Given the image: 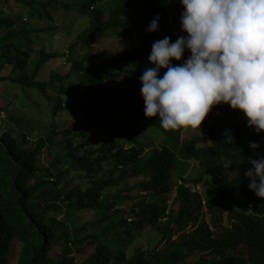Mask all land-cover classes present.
Segmentation results:
<instances>
[{
    "label": "trees",
    "instance_id": "16d2710c",
    "mask_svg": "<svg viewBox=\"0 0 264 264\" xmlns=\"http://www.w3.org/2000/svg\"><path fill=\"white\" fill-rule=\"evenodd\" d=\"M14 1L23 16L0 0V85L22 94L1 89L0 100L22 106L27 90L42 93L53 127L31 140L17 121L0 135V264H264V202L243 175L248 157L264 156V131L224 103L194 131L144 115L138 77L153 66L152 43L186 35L179 0ZM156 14L158 29L146 31ZM121 37L124 46L111 48ZM99 41L109 47L97 49ZM56 57L68 71L41 78ZM67 106L74 119L56 125Z\"/></svg>",
    "mask_w": 264,
    "mask_h": 264
},
{
    "label": "clouds",
    "instance_id": "9594fccd",
    "mask_svg": "<svg viewBox=\"0 0 264 264\" xmlns=\"http://www.w3.org/2000/svg\"><path fill=\"white\" fill-rule=\"evenodd\" d=\"M180 29L174 41L165 35L151 45L138 77L144 115L158 117L163 129L197 127L221 103L242 110L246 123L264 131V0H179ZM156 14L146 31H156ZM188 50L190 55L180 61ZM166 71L159 75L160 69ZM225 129L222 141L232 142ZM253 149L259 147L249 141ZM248 188L264 202V156L248 157ZM243 186L236 184V189ZM238 197L240 196L236 192ZM250 203H248L249 205ZM251 205V204H250Z\"/></svg>",
    "mask_w": 264,
    "mask_h": 264
},
{
    "label": "rangeland",
    "instance_id": "374dc122",
    "mask_svg": "<svg viewBox=\"0 0 264 264\" xmlns=\"http://www.w3.org/2000/svg\"><path fill=\"white\" fill-rule=\"evenodd\" d=\"M6 7L13 14H22V16H23L25 13L24 7L21 6L20 4H17L14 0H8V4L6 6H4V9ZM177 8H180V6L178 5ZM30 24L32 26L43 27L46 25V22L40 21V20H31ZM172 26H174L176 28V26L174 24H172ZM58 40L60 41L59 49L66 52L68 39H66V38L60 39L59 38ZM56 43H57L56 39L53 38V41L50 44H48L47 46L51 49H54L57 45ZM109 44L110 43H108V42L102 43L99 41L97 44V49L106 50V48L109 47ZM113 44H114V42H113ZM124 44L125 43L121 37L120 41L117 42V44L113 45L111 48L116 50L120 47H123ZM84 52H85L84 49L77 48L74 52V57H76L77 59H80ZM64 59H65L64 57H56V58L51 59V61L47 65L48 70L44 69L42 71V73L40 74V77L46 78L48 76V72L50 71V69L51 70H57L60 73H65L66 71H68L70 64L65 63ZM1 89L5 92H12L13 94H22V91L17 86H4V88H3V86L0 85V91H1ZM47 92L51 93V92H53V89H50ZM27 94H28V99H26V98L24 99L22 106L20 105V103L18 101H16V99L9 102V100H10L9 97H6L4 99V97L1 95L2 100L3 101L5 100V103H3V101L1 103V100H0L1 106H3L1 108L3 110H0V135L3 132H5L6 130H9V126H12L13 130L18 129L17 124H15V122H17V121L21 122L22 131L24 133H26L28 138L31 140L38 138L39 135L45 136V134L51 129V127H53L52 119L49 118L48 109H46L47 107L44 105V102L47 101L46 98L44 97V95L40 92H36V90H34V89L27 90ZM55 96H56V94H55ZM32 102H33V104H30ZM218 105H222V103L218 104ZM218 105H215L212 107L211 111L206 115V117L203 121L208 120L209 116L222 115L223 114L222 112H220L218 110ZM28 113L30 114V116H32L33 119H30ZM7 114L13 115V120L10 119L7 116ZM73 114H74V112H73L72 108L67 106L63 110L62 115L60 117H58L57 119H54L53 121L56 122V125H58V122L60 120H64V119H67V120L72 119L73 120L74 119ZM17 117L19 118V120L17 119ZM188 128H189V130L194 131L193 127H188ZM186 134H191V132H186L184 135H186ZM41 158H42V162L44 164L49 162V158L47 157L46 150L41 151ZM193 164L194 163H190V164L185 166L184 170H185L186 174H192L193 173L194 167H195V165H193ZM173 194H174V191H173V187H172V191L168 194L169 200L172 198ZM245 206L247 207V210L250 209V204L249 205L246 204ZM217 232H218V229H212L211 235L216 236ZM158 237H159V235H157L156 233L153 234L152 238L150 237L152 245L154 244L156 239H158ZM144 240H145V238H144ZM137 242L142 243L143 241L137 240ZM146 244H147V242H146Z\"/></svg>",
    "mask_w": 264,
    "mask_h": 264
}]
</instances>
